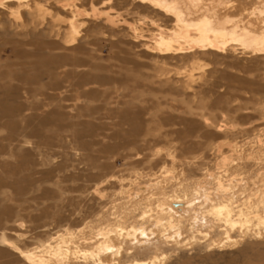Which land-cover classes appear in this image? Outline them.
<instances>
[{"label": "rangeland", "instance_id": "374dc122", "mask_svg": "<svg viewBox=\"0 0 264 264\" xmlns=\"http://www.w3.org/2000/svg\"><path fill=\"white\" fill-rule=\"evenodd\" d=\"M7 26L9 31L4 32ZM32 29L0 26V47L7 49L0 54V234L22 248L66 228L112 221L109 207L120 201L116 192L121 184L115 180L108 184L111 175L135 178L139 171L140 181L148 183L153 173L168 165L192 184L207 171L217 170L219 141L244 143L263 126L257 120L264 92L253 89L264 85V62L251 63L247 71L239 68L242 60L222 64L211 57L208 76L198 77L188 89L183 86L186 78L177 81L176 72L189 69L190 63L171 61L165 66L139 56L125 42L120 44L123 49L117 45L110 52L105 46L109 39L129 37L109 25H96L90 37L82 38L97 39L87 46L91 52L53 51L67 55V60L53 64L54 69L44 63L48 53L30 43L45 37ZM71 59L87 63L73 64ZM50 69L55 74L47 76ZM163 69L170 73L163 74ZM103 77L108 81L102 82ZM134 77L151 87L135 85ZM241 79L251 82L241 86ZM214 81L221 85H211ZM248 96H253L250 102ZM220 100V106H212ZM223 114L238 128L249 125L250 133L218 130ZM204 115L212 125L205 123ZM170 151H175L174 164ZM245 168L244 175L253 172ZM96 186L105 191L103 198L95 195ZM20 232L23 239L17 236ZM4 249L8 252L0 254V264H25L10 248ZM263 256L264 236L246 238L235 248L216 249L203 262L173 255L164 264H256Z\"/></svg>", "mask_w": 264, "mask_h": 264}, {"label": "bare ground", "instance_id": "6f19581e", "mask_svg": "<svg viewBox=\"0 0 264 264\" xmlns=\"http://www.w3.org/2000/svg\"><path fill=\"white\" fill-rule=\"evenodd\" d=\"M1 25L20 30L32 25L33 31L43 34L42 41L30 43L48 53L44 63L52 65V69L53 64L67 60V55H54L53 51L91 52L87 46L96 44L97 39L82 42V38L90 37L96 25H109L114 32L124 31V36L129 37L109 39L105 46L110 52L117 45L123 49L120 44L125 42L139 56L154 58L165 66L171 61L190 63L189 69L176 72L177 81L186 78L183 86L188 89H192L198 77L207 75L206 66L211 63H207L211 57H218L222 64L227 59L242 60L239 67L242 70L251 68L250 64L256 61L264 62V0H0ZM6 50L0 47V54ZM71 62L87 63L82 59ZM235 64V61L229 63ZM164 70L163 74L170 73ZM52 73L50 69L47 76ZM132 81L138 86L151 87V83L137 81L135 77ZM240 81L241 86L251 82ZM215 83L220 84L218 81L210 84ZM253 90L264 92V85ZM252 99L253 96L247 97L248 102ZM216 104L221 105V100L212 106ZM260 105L257 123L263 126L253 138H247L244 143L217 141L216 171H207L192 184H186V180L175 174L174 166L168 165L162 166L160 173H153L152 178L149 176L148 183L140 181L143 175L139 171H134L135 178L111 175L107 183L115 180L121 184L116 192L120 201L109 207L112 221L66 228L31 248H22L2 232L0 254L8 252L4 247L10 248L25 264H164L173 255L177 258L186 255L203 262L216 249L235 248L246 238L261 239L264 236V103ZM222 117L216 124L218 130L250 133L249 125L238 128V124L227 121L226 114ZM203 118L212 125L208 117ZM174 152L168 154L173 164L177 159ZM245 167L253 172L244 175ZM94 191L97 196H105L100 186ZM99 217L105 218L103 214ZM17 236L24 238L21 232ZM196 250L198 254L190 255ZM256 264H264V256Z\"/></svg>", "mask_w": 264, "mask_h": 264}]
</instances>
